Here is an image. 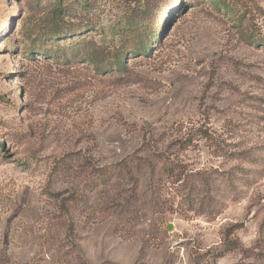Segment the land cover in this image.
Listing matches in <instances>:
<instances>
[{
    "label": "rangeland",
    "instance_id": "rangeland-1",
    "mask_svg": "<svg viewBox=\"0 0 264 264\" xmlns=\"http://www.w3.org/2000/svg\"><path fill=\"white\" fill-rule=\"evenodd\" d=\"M61 2L67 25L92 26L78 48L148 10L159 37L125 70H103L75 50L29 51L56 45L42 37L52 0H0V264H264V0ZM199 127L211 138L171 146ZM150 135L200 171L195 184L165 189L170 208L145 211L130 236L92 209L67 239L50 193L83 190L85 162L114 163Z\"/></svg>",
    "mask_w": 264,
    "mask_h": 264
},
{
    "label": "trees",
    "instance_id": "trees-1",
    "mask_svg": "<svg viewBox=\"0 0 264 264\" xmlns=\"http://www.w3.org/2000/svg\"><path fill=\"white\" fill-rule=\"evenodd\" d=\"M52 1L50 20L53 24L45 28L42 37L55 42L56 45L46 48L37 44L33 46L34 48L29 47L31 52L50 53L49 55L53 58H59L66 57L68 53L75 50L78 54H82L85 60H89L94 67L123 71L127 67V59L134 55L147 54L152 43L159 37L157 34L159 29L156 26L159 21L158 14L148 10L144 12L143 19H138L139 21L127 20L123 26L111 27L109 30L114 38L110 42L96 44L92 39H88L81 48H78L82 42L80 37L91 31L92 26L67 25L64 15L70 8L63 7L62 0ZM240 7L247 8L243 3ZM261 13L264 15V12ZM242 17L244 14L237 16L240 20H243ZM155 30L157 33H153ZM76 38L78 40H75ZM253 41L264 44V37L253 39ZM210 138L208 132L199 127L184 136L175 138L171 146L186 151L199 140ZM0 146H3L2 142ZM74 154L76 153H69L55 159L53 168L55 170L65 168L67 159ZM82 170L83 190L67 188L50 193L58 201V208L54 214L67 239H72L77 223V213H90L92 209L101 213L99 222L109 218L112 213L118 214L112 221L110 229L130 236L131 231L142 220L145 211L151 210L153 214L170 208L171 204L169 205L168 202L170 199L163 195L165 189L172 186L177 195L183 184H195L192 178L200 174L199 170L189 168L178 159V156L171 157L166 149L158 147L157 140L152 138V135L144 136L140 145L120 160L100 166L87 161ZM112 178H115L114 182L120 186L114 196H108L106 186L112 183ZM202 180L206 182L205 179ZM98 185H101V188L96 201L88 204L89 193Z\"/></svg>",
    "mask_w": 264,
    "mask_h": 264
}]
</instances>
